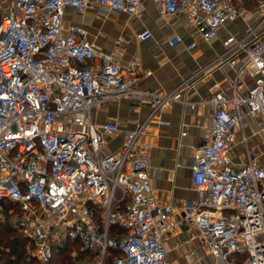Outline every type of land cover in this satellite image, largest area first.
<instances>
[{
	"label": "built area",
	"instance_id": "1",
	"mask_svg": "<svg viewBox=\"0 0 264 264\" xmlns=\"http://www.w3.org/2000/svg\"><path fill=\"white\" fill-rule=\"evenodd\" d=\"M152 1L159 15L185 12L205 41L248 12L247 0ZM252 1L258 23L224 44L242 50L257 76L243 94L221 89L201 101L212 113L210 137L193 148L197 199L185 201L180 216L157 201L147 158L136 148L141 125L125 132L118 150L102 154L103 137L117 124L98 126L91 109L128 96L146 98L154 113L172 101L186 103L182 89L193 82L165 93L141 89L148 72L137 59L122 65L116 50L99 51L83 27L64 23L67 8L131 16L144 0H13L0 13V220L5 211L13 214L10 223L32 256L47 264L53 245L73 239L93 260L76 259L74 250L72 264H178L164 242L184 224L197 230L211 264H264V165L250 149L238 165L230 153L246 114L258 118L252 133L264 137V0ZM136 36L144 40L151 31ZM180 41L178 34L168 39ZM110 249L118 253L109 257Z\"/></svg>",
	"mask_w": 264,
	"mask_h": 264
},
{
	"label": "crops",
	"instance_id": "2",
	"mask_svg": "<svg viewBox=\"0 0 264 264\" xmlns=\"http://www.w3.org/2000/svg\"><path fill=\"white\" fill-rule=\"evenodd\" d=\"M12 1L0 0V13ZM243 4L248 9L245 16L224 21L216 36L208 41L199 38L185 12L159 15L152 0H144L131 16L98 7L81 13H74L70 8L65 10V25L83 27L87 39L99 51L116 50L114 56L122 65L130 58L139 61L141 70L148 72L139 79V88L165 93L183 81L193 82L188 89L183 86L186 103L172 101L154 113L146 98L137 100L128 96L108 100L91 109L92 119L98 126L107 121L117 124L115 133L104 135L102 154L118 150L125 132L141 125L136 148L147 158L157 201L171 204L176 216H180L185 201L197 199L192 183L193 148L209 139L212 117L209 107L201 101L221 89L226 96L243 94L257 76L255 66L245 60L242 50L228 49L224 44L228 35H240L246 27L258 23L253 1ZM143 28H148L151 36L141 40L136 34ZM174 34L180 35L181 41L170 44L168 39ZM192 42L194 46L187 48ZM229 58L235 61L231 63ZM189 103L194 105L191 107ZM243 121L242 127L234 129L231 157L238 165L245 159L246 149H250L257 164L264 165V152L257 150V145L264 146V137L251 130L258 127V118L246 114ZM164 244L167 257L178 264L212 263V256L194 227L180 225L168 233Z\"/></svg>",
	"mask_w": 264,
	"mask_h": 264
},
{
	"label": "trees",
	"instance_id": "3",
	"mask_svg": "<svg viewBox=\"0 0 264 264\" xmlns=\"http://www.w3.org/2000/svg\"><path fill=\"white\" fill-rule=\"evenodd\" d=\"M248 1H245V4ZM8 204L9 202L5 205ZM28 245V240L16 227L8 220H0V264H42L27 253ZM74 250L77 251L76 257H84L85 252L80 250L78 240L65 239L61 244L53 245V254L47 264H72L75 259L72 256ZM117 253L118 250L110 249L109 257Z\"/></svg>",
	"mask_w": 264,
	"mask_h": 264
},
{
	"label": "rangeland",
	"instance_id": "4",
	"mask_svg": "<svg viewBox=\"0 0 264 264\" xmlns=\"http://www.w3.org/2000/svg\"><path fill=\"white\" fill-rule=\"evenodd\" d=\"M257 150H258V152L259 151H261V152H264V146H261V145H257ZM243 156H244V151H243ZM257 161H258V159H257ZM118 192V191H117ZM3 215H4V217H3V219L2 220H8V222H10V221H12V217H13V214H9L7 211H5L4 213H3ZM31 249L30 248H28V254H30L31 255ZM32 256V255H31ZM86 257L84 256V257H82L81 258V261L82 262H85V261H88V262H92V258H90L89 256H88V258H86ZM76 259H78V257L76 258ZM84 259H85V261H84ZM177 263V262H176Z\"/></svg>",
	"mask_w": 264,
	"mask_h": 264
}]
</instances>
